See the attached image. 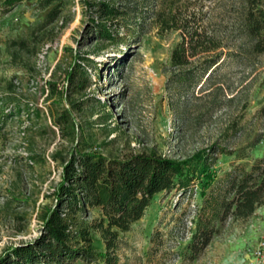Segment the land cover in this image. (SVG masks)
<instances>
[{"label": "rangeland", "instance_id": "1", "mask_svg": "<svg viewBox=\"0 0 264 264\" xmlns=\"http://www.w3.org/2000/svg\"><path fill=\"white\" fill-rule=\"evenodd\" d=\"M1 2L0 264L42 236L72 152H156L180 161L208 149L213 185L156 193L119 234L118 264H250L263 239L264 203L233 220L219 218V202L233 166L248 169L264 157V49L255 48L258 41L264 48V28L253 33L264 0H62L46 24L57 2ZM104 5L116 13L102 16ZM104 27L113 39L99 33ZM12 38L27 45L11 46ZM182 44L185 62L177 65L172 52ZM61 114L68 123L58 124ZM100 215L88 208L75 220ZM206 224L211 240L192 256L191 235ZM91 236L103 250L100 233Z\"/></svg>", "mask_w": 264, "mask_h": 264}, {"label": "trees", "instance_id": "2", "mask_svg": "<svg viewBox=\"0 0 264 264\" xmlns=\"http://www.w3.org/2000/svg\"><path fill=\"white\" fill-rule=\"evenodd\" d=\"M1 1L11 8L23 0ZM39 1L41 7L57 2L48 10L42 24L54 21L60 12L59 3L62 0ZM115 13L113 7L104 5L102 16ZM261 20L253 33L259 34L260 28H264V17ZM99 33L103 38L113 39L105 27ZM189 38L194 40L192 36ZM8 44L27 45L22 38H12ZM255 48L258 51L264 49L259 47V41ZM184 50L183 44L181 52L173 50L172 60L175 64L185 62L182 55ZM75 74L70 70L69 80L74 79ZM57 122L68 123L69 120L66 114H61ZM208 152L209 149L180 161L156 152H139L124 158L105 157L95 151L72 152L63 162L62 179L54 192L55 205L42 217V236L33 244L13 247L10 250L12 259L9 257L11 264H17V261L66 264L77 258L98 264H118L115 250L119 234L130 230L131 223L143 216L156 193L175 187L185 190L190 184H197L200 193H203L213 185L216 177ZM226 176L223 186L225 194L219 202V218L243 220L250 217L264 203V157L256 159L248 169L234 165ZM95 207L100 210V217L80 224L75 220L77 212ZM91 231L100 233L103 250L95 248ZM211 235L212 227L208 224L191 235L187 249L192 256L211 240ZM1 264H4V258Z\"/></svg>", "mask_w": 264, "mask_h": 264}, {"label": "built area", "instance_id": "3", "mask_svg": "<svg viewBox=\"0 0 264 264\" xmlns=\"http://www.w3.org/2000/svg\"><path fill=\"white\" fill-rule=\"evenodd\" d=\"M261 237L263 239L252 250L253 256L250 264H264V234Z\"/></svg>", "mask_w": 264, "mask_h": 264}]
</instances>
